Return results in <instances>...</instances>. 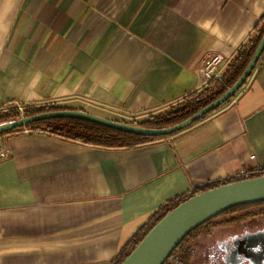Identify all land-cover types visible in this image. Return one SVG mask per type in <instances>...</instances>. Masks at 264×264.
Here are the masks:
<instances>
[{
    "label": "crops",
    "instance_id": "crops-1",
    "mask_svg": "<svg viewBox=\"0 0 264 264\" xmlns=\"http://www.w3.org/2000/svg\"><path fill=\"white\" fill-rule=\"evenodd\" d=\"M263 19L264 0H0V112H163L208 86L207 58L222 56L221 75ZM2 144L0 264H109L172 200L264 167V54L220 110L175 135L103 147L19 130Z\"/></svg>",
    "mask_w": 264,
    "mask_h": 264
},
{
    "label": "trees",
    "instance_id": "trees-1",
    "mask_svg": "<svg viewBox=\"0 0 264 264\" xmlns=\"http://www.w3.org/2000/svg\"><path fill=\"white\" fill-rule=\"evenodd\" d=\"M264 35V19L258 27L256 33L250 38L246 45L238 52L237 56L228 65L227 69L215 79H212L208 86L200 91L194 92L184 98L181 102L171 106L168 110L151 114L141 120L124 121L132 124H138L146 127H167L181 122L194 113L217 99L224 92H226L242 75L251 61L262 37ZM264 54V53H263ZM255 70V69H254ZM253 73V72H252ZM252 75V74H251ZM230 100V99H229ZM228 100V101H229ZM226 101L224 104H226ZM224 104L209 112L202 118L196 120L187 128L195 125L209 115L220 110ZM74 109L64 105H43V106H26L25 110L21 112L19 109H8L0 112V124L20 118L22 116H30L42 112ZM29 128L33 131L44 130L50 133L66 136L71 139L83 141L92 145H99L103 147H136L144 142L164 138L175 135L183 130L176 131L168 135L161 136H146L135 133L125 132L113 127L76 117H54L31 122L25 126L15 128L4 134L14 131ZM1 135V136H2ZM241 177L230 178L225 182H217L198 188L191 194L180 196L178 199L172 200L167 205L163 206L153 217V219L142 227L131 239V241L123 248L117 258L109 262V264H120L141 242L145 235L157 224L167 213L180 205L188 198L200 193L204 190L213 188L222 183L232 182ZM264 205V201L242 204L232 207L220 215L213 217L201 226L191 231L178 247L172 252L164 264H192L195 255L196 245L199 243V237L204 233H211L213 229L222 224L233 223L246 219L253 215L254 211L259 210V206ZM264 208V207H263ZM262 208V209H263ZM261 209V210H262Z\"/></svg>",
    "mask_w": 264,
    "mask_h": 264
},
{
    "label": "water",
    "instance_id": "water-1",
    "mask_svg": "<svg viewBox=\"0 0 264 264\" xmlns=\"http://www.w3.org/2000/svg\"><path fill=\"white\" fill-rule=\"evenodd\" d=\"M263 53L264 35L245 71L226 92L192 116L171 126L146 127L110 119L82 109H61L22 116L2 123L0 136L31 122L54 117L83 118L139 135H168L187 128L231 99L251 76ZM260 201H264V174L222 183L197 193L172 209L155 224L120 264H164L184 238L197 227L232 207Z\"/></svg>",
    "mask_w": 264,
    "mask_h": 264
},
{
    "label": "flooded vegetation",
    "instance_id": "flooded-vegetation-1",
    "mask_svg": "<svg viewBox=\"0 0 264 264\" xmlns=\"http://www.w3.org/2000/svg\"><path fill=\"white\" fill-rule=\"evenodd\" d=\"M264 205L244 219L238 234L212 239L195 248L192 264H264ZM263 208V209H262ZM262 209V210H261Z\"/></svg>",
    "mask_w": 264,
    "mask_h": 264
},
{
    "label": "built area",
    "instance_id": "built-area-1",
    "mask_svg": "<svg viewBox=\"0 0 264 264\" xmlns=\"http://www.w3.org/2000/svg\"><path fill=\"white\" fill-rule=\"evenodd\" d=\"M223 58L221 55H214L209 58H207L203 65H202V74L205 77V79L212 80L215 79L216 77L220 76V68L222 65ZM21 112L25 110V106L19 105L17 107ZM22 132H30L31 129L25 127L21 130ZM11 148L7 144H2L0 145V159L4 157H8L11 155ZM250 158L252 160H256V154H251ZM264 174V167L260 166L259 164L254 163L253 166H248L244 168V170L241 173V178H247V177H252V176H257V175H262Z\"/></svg>",
    "mask_w": 264,
    "mask_h": 264
},
{
    "label": "rangeland",
    "instance_id": "rangeland-1",
    "mask_svg": "<svg viewBox=\"0 0 264 264\" xmlns=\"http://www.w3.org/2000/svg\"><path fill=\"white\" fill-rule=\"evenodd\" d=\"M168 109H169V108H168ZM168 109H166V110H168ZM166 110H164V111H166ZM144 118H145V117H144ZM141 119H143V118H138V120H141ZM202 235H203V234H202ZM202 235L199 237V240H198L199 243L196 245V247L198 246V247L200 248V244H201V243H204V242H207V241H208V238H210V237H208V236H207V237H203L204 235H203V236H202Z\"/></svg>",
    "mask_w": 264,
    "mask_h": 264
}]
</instances>
